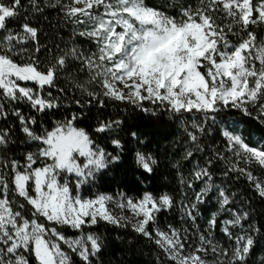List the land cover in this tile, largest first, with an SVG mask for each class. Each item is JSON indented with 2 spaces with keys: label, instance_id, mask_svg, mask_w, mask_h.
I'll list each match as a JSON object with an SVG mask.
<instances>
[{
  "label": "snow or ice",
  "instance_id": "snow-or-ice-1",
  "mask_svg": "<svg viewBox=\"0 0 264 264\" xmlns=\"http://www.w3.org/2000/svg\"><path fill=\"white\" fill-rule=\"evenodd\" d=\"M48 10L70 31L42 45ZM260 27L264 0H0V264H105L144 243L147 264H264ZM139 120L180 131L178 225H160L171 195L125 182L160 163Z\"/></svg>",
  "mask_w": 264,
  "mask_h": 264
},
{
  "label": "trees",
  "instance_id": "trees-1",
  "mask_svg": "<svg viewBox=\"0 0 264 264\" xmlns=\"http://www.w3.org/2000/svg\"><path fill=\"white\" fill-rule=\"evenodd\" d=\"M149 4L155 5L159 4L160 0H147ZM46 15L48 19H44V17H40L38 20L37 26L41 28L40 32V41L42 45H50V42L55 40L56 42H60V34L65 33V38H67L66 33L70 31V29H57L53 27L56 23L55 19V12L52 10H48L46 12ZM258 36H264V27L260 28H254ZM41 57L43 58L45 55V52L42 48V51L40 53ZM61 86L63 83L61 82ZM53 92L55 93V89H53ZM71 107L74 109L75 105L72 104ZM107 113H111L113 111L111 105L105 110ZM93 116H95V109L93 110ZM232 119L241 121L244 126L248 127L250 130L255 131V121H251L248 117H243L241 114L233 113ZM50 123V118L49 121ZM245 122H247L245 124ZM95 120H85L84 124H94ZM136 128H139V130L143 133H145V139L147 142V139H151L152 142L148 144L149 150L153 151L157 154L158 159L160 161L159 166L157 168L156 174L152 177H148L144 179V182L140 184L138 181L140 180L139 173H136L135 175L128 174L126 178V183L129 186L136 187V188H151L153 190L155 195H160L163 193H167L171 195L174 198L175 205L171 212L165 213L160 216V225L161 227L166 226L168 223L172 224H179L180 220V214H179V202L183 195L181 191V186L179 184V176L177 174V171L175 169L171 168V163H174L176 159H178V153L180 152V131L177 127H173L169 134L163 137L153 136L152 135V125L150 122L146 120H139L134 122V130ZM258 134V133H257ZM211 143V141H209ZM216 143H219V140L216 141ZM222 147V145H221ZM22 148L16 149L17 154L19 155L20 152H22ZM183 163V162H182ZM195 163V159L192 162ZM203 163V161H201ZM192 167V165H187L186 167L182 168L181 171L183 172L184 176L187 177L189 175V169ZM119 177V172L114 174ZM102 186L104 189H110L112 187V191H115L114 186V179L113 176H107L104 177L101 181ZM100 189V191H104V189ZM97 189L93 188L91 189L92 193H95ZM85 196L89 195V192H84ZM192 193L189 192V196H191ZM214 201H210L206 205L202 206L203 209V215L207 216L210 214V212L213 209ZM204 221L201 220V224H203ZM217 239L220 243L227 244L226 238H223L222 234L219 232V229L216 231ZM113 240H115V233H113L112 236ZM118 246V242H117ZM148 244L144 243L140 246L142 249L136 252V253H121L119 251H115L114 249H110L105 253L104 259L105 264H108L109 261L112 262V264H147L149 259L154 260V256L152 253H150ZM260 252L259 250L256 253V256H259ZM256 257H252L251 264H255Z\"/></svg>",
  "mask_w": 264,
  "mask_h": 264
},
{
  "label": "rangeland",
  "instance_id": "rangeland-1",
  "mask_svg": "<svg viewBox=\"0 0 264 264\" xmlns=\"http://www.w3.org/2000/svg\"><path fill=\"white\" fill-rule=\"evenodd\" d=\"M87 197V196H86Z\"/></svg>",
  "mask_w": 264,
  "mask_h": 264
}]
</instances>
